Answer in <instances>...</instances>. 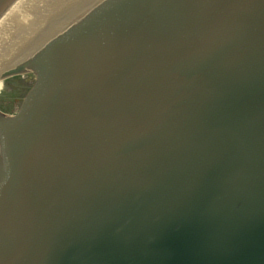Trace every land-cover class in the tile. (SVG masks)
Here are the masks:
<instances>
[{
	"label": "water",
	"instance_id": "water-1",
	"mask_svg": "<svg viewBox=\"0 0 264 264\" xmlns=\"http://www.w3.org/2000/svg\"><path fill=\"white\" fill-rule=\"evenodd\" d=\"M1 74L0 264H264V0H0Z\"/></svg>",
	"mask_w": 264,
	"mask_h": 264
}]
</instances>
